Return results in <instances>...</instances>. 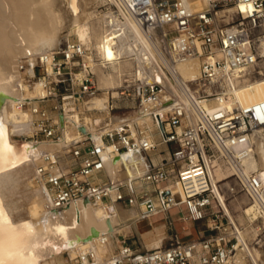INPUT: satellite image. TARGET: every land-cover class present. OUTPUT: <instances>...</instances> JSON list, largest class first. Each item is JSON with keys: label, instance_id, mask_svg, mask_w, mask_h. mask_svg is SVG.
<instances>
[{"label": "built area", "instance_id": "obj_1", "mask_svg": "<svg viewBox=\"0 0 264 264\" xmlns=\"http://www.w3.org/2000/svg\"><path fill=\"white\" fill-rule=\"evenodd\" d=\"M205 3L199 10L188 0H105L98 7L101 15L109 14L101 21V47L119 46L125 23L133 21L154 38L170 65L199 56L200 72L188 82V100L170 84V71L159 56L153 58L152 66L143 68L142 76L138 65L124 74L118 96L110 94V114L99 128L100 141L94 140L86 127V132L81 130L82 136L70 140L65 148L72 160L68 168L61 167L60 151L44 152L35 165L34 179L45 195L47 209L87 199L107 208L120 204L137 209L140 221L183 213V219L214 223L209 228L215 230L217 222L232 220L219 196V180H213L223 159L231 166L237 185L255 203L258 199L264 203V181L256 171L246 172V161L254 155V133L264 128V100L250 104L236 101L241 86L264 79L258 34L264 26V0ZM129 57L135 59V54ZM105 62L109 63L98 48L72 38L38 57L20 58L24 80L33 89L39 84L43 92L36 98L37 104L21 103L29 109V131L13 136L34 143L61 142L62 125L75 115L84 121L88 112L97 110L92 98L109 91L100 87L95 70ZM154 68L163 73L171 95ZM117 97L131 101L123 104L128 107L151 104L159 141L135 131L127 117L119 126H110L107 120L112 122ZM159 143L168 147L166 155L164 151L155 153ZM121 152L138 157L134 173L112 179L105 165ZM230 192L234 194L236 188ZM107 241V237H99L100 243ZM240 246L238 236L229 228L152 249L136 248L123 235L115 252L104 258L91 247L78 254L74 263L56 264H228Z\"/></svg>", "mask_w": 264, "mask_h": 264}, {"label": "bare ground", "instance_id": "obj_2", "mask_svg": "<svg viewBox=\"0 0 264 264\" xmlns=\"http://www.w3.org/2000/svg\"><path fill=\"white\" fill-rule=\"evenodd\" d=\"M188 1L197 10L206 7L205 0ZM93 2V0H0V143L4 147L3 160L0 164V235L3 237L0 254L4 264H56L69 260L74 263L78 254L91 247L104 258L115 252L119 245L117 233L128 228L131 223L140 221L137 209H125L120 204L107 208L102 204L80 202L56 210L47 209L45 195L41 188L35 187L33 183L35 165L40 162L44 152L60 151L61 167L68 168L72 160L66 154L65 148L70 140L82 136L77 123L87 127L94 140L100 141L99 128L110 114V89L116 95V88L119 86L108 88L110 86L103 85L101 80L100 87L103 85L109 91L105 90L92 98V106L97 110L93 114L87 113L84 121L75 115L65 126L63 124L61 142L34 143L29 139L19 140L13 135L29 131L27 122L29 109L21 107V103L26 101L37 104L36 98L43 92L39 84L33 89L24 80V74L18 66L20 58L25 55L38 57L43 52L58 47L62 42L64 29L68 30L66 39L76 35L78 41L92 45L94 30L97 35L94 36L95 46L104 59L114 63L121 57L135 54L140 76L143 75V68L152 66L153 58L159 56L170 71L167 73L170 84L187 100L188 82L196 78L200 72L199 56L176 66L170 65L165 57L162 58L159 46L154 44V38L144 33L133 21L125 23V36L119 46L114 48L108 44L101 47L103 37L101 21L109 14L101 15ZM94 19L98 21L96 27ZM96 29L100 31L97 32ZM262 46L264 52V40ZM104 67H107V62ZM155 72L157 79L165 82L163 73H159L157 69ZM165 84L169 96L172 89L168 83ZM260 100H264V79L243 85L237 91L236 101L241 104ZM151 108V104H146L145 107L142 106L140 112L127 119L135 131L150 134L158 140ZM124 118L126 117L112 118L110 126H119ZM253 140L254 155L246 161V172L256 171L264 181V128L256 130ZM133 159L134 155L129 157L125 152H121L117 159L107 161L105 166L108 176L115 179L133 174V164L137 162H133ZM213 180L217 182L215 174ZM21 181L30 189L28 192L25 191V195L31 201L27 204L29 198L27 199L24 211L22 204H19L23 192L21 194L19 192L21 189L17 186ZM219 196L225 212L231 215L224 196L221 193ZM260 208L264 212V203L258 199V203L245 208V213L254 220L258 217L259 211L262 212ZM112 209V212L108 211ZM154 228L143 231L142 236L148 249L162 247V236L157 235L155 232L159 229L155 231ZM93 230L96 231L94 235ZM101 236L107 237L108 241L100 243ZM242 237H238L239 240L242 241ZM238 252L235 263L231 260L229 264H247L243 250ZM65 253L69 256L66 257Z\"/></svg>", "mask_w": 264, "mask_h": 264}, {"label": "rangeland", "instance_id": "obj_3", "mask_svg": "<svg viewBox=\"0 0 264 264\" xmlns=\"http://www.w3.org/2000/svg\"><path fill=\"white\" fill-rule=\"evenodd\" d=\"M93 5H95L97 8L104 3L105 0H93ZM99 2V3H98ZM99 9V8H98ZM93 22L96 25H98L97 19H94ZM98 28V26H97ZM100 29V28H99ZM97 32L100 31L96 29ZM102 31V29H101ZM68 32L67 29L62 30V41L66 39V33ZM261 41L264 40V26L259 30L258 32ZM96 33L93 30V43L92 46L94 49H96L95 43H96ZM72 39H77L76 35L71 36ZM78 40V39H77ZM261 51L263 52V46L261 44ZM137 61L135 59H130V57H121L120 59L116 60L114 63H108L107 67H102L101 65L96 66V74L99 79V84L102 80L103 85L110 86L108 88L117 87L121 84L123 81L124 74H128L129 72H133L134 69L137 68ZM101 88H104L103 86ZM118 91V88H116ZM113 93V90L110 89V94ZM118 96V93L115 95ZM131 103L129 100H124L122 97H117L115 99V104H117V108L111 111L112 118L116 117H130L134 114H137L140 112V106L138 104H135L134 107H128L123 104ZM96 110L92 112H88V114H93ZM111 123L110 120H107ZM16 138V137H15ZM157 138V137H156ZM19 139V138H17ZM20 140V139H19ZM159 141V138H158ZM168 147L165 144L159 143L157 150L155 153L159 154L160 151L162 154H167ZM137 156L134 155V161H137ZM216 177L219 180V184L221 186L220 191L221 194L225 196L226 203L229 207V210L231 212V219L229 222L225 219L222 223L217 222L216 226H219V228L215 230H224L226 228L232 229L238 237L243 236L240 244L241 246L239 249L243 252V256H245L247 264H264V212L262 209V212L259 211L258 217L254 220L249 217L247 213H245V208L248 207L250 204H256L252 197L243 189H241L237 184V179L235 178L234 172L231 168V166L223 159L220 162V165L216 168ZM34 186L38 187L37 181L34 179ZM18 189H21L19 192L22 194V198L20 201L22 204V211L23 208L26 210L27 204L30 203L31 199L27 198L25 195V191L28 192L30 190L29 188H26L25 182L21 181L20 184L17 185ZM21 187V188H20ZM34 188V187H32ZM231 188H236V192L232 194L230 192ZM25 189V190H24ZM23 190V191H22ZM26 199V200H25ZM27 199L29 200L27 202ZM27 202V204H26ZM24 204V206H23ZM28 207V206H27ZM125 209H134V208H127ZM109 212H112V210H108ZM225 211V210H224ZM223 211V212H224ZM183 213L181 214H174L173 218H169L167 220L155 217L151 219L150 221H137L135 223H131V225L128 228L120 230L117 234L119 236V239L121 236L125 235L128 237V240L130 243L134 245V247L139 249H147L146 248V242L143 235V231H147L149 229H153L154 226L156 228L155 232L157 235H161L162 238V246H170L172 244L178 243V242H184L188 240L193 239H201L208 237L212 232L215 230H211L209 228L210 225L214 224L212 222H208L207 220H201V221H192L188 219H183ZM155 223V224H154ZM159 225V226H158ZM215 226V224H214ZM162 230H161V229ZM239 231L240 235L237 233V230ZM127 230V231H126ZM161 231V232H160ZM163 231V232H162ZM142 233V234H141ZM162 233V234H161ZM238 250V251H240ZM236 252L232 261L235 263V259L239 252ZM65 256H67V253H65ZM229 264V263H228Z\"/></svg>", "mask_w": 264, "mask_h": 264}, {"label": "snow or ice", "instance_id": "obj_4", "mask_svg": "<svg viewBox=\"0 0 264 264\" xmlns=\"http://www.w3.org/2000/svg\"><path fill=\"white\" fill-rule=\"evenodd\" d=\"M109 56H111L110 52H109ZM3 151H4L3 144L0 143V164H2V160H3ZM2 244H3V237L2 235H0V248H2ZM21 255H23V253H21ZM0 264H4L2 254H0Z\"/></svg>", "mask_w": 264, "mask_h": 264}, {"label": "water", "instance_id": "obj_5", "mask_svg": "<svg viewBox=\"0 0 264 264\" xmlns=\"http://www.w3.org/2000/svg\"><path fill=\"white\" fill-rule=\"evenodd\" d=\"M1 99H3V97H1ZM81 130L84 131V132H86L87 129H86V127L82 126L81 127ZM115 159H117V158H115ZM84 203H88V200L86 199L84 201ZM94 234H96V231L95 230L92 231V235H94Z\"/></svg>", "mask_w": 264, "mask_h": 264}, {"label": "crops", "instance_id": "obj_6", "mask_svg": "<svg viewBox=\"0 0 264 264\" xmlns=\"http://www.w3.org/2000/svg\"><path fill=\"white\" fill-rule=\"evenodd\" d=\"M160 218H163V219H165V220H167V219H169V218H166V217H162V216H159Z\"/></svg>", "mask_w": 264, "mask_h": 264}]
</instances>
